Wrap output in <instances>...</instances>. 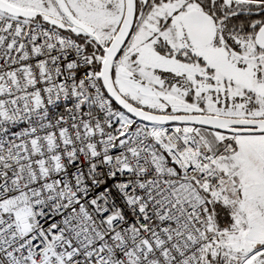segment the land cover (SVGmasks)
Here are the masks:
<instances>
[{
  "label": "snow or ice",
  "instance_id": "1",
  "mask_svg": "<svg viewBox=\"0 0 264 264\" xmlns=\"http://www.w3.org/2000/svg\"><path fill=\"white\" fill-rule=\"evenodd\" d=\"M0 264H264V0H0Z\"/></svg>",
  "mask_w": 264,
  "mask_h": 264
}]
</instances>
